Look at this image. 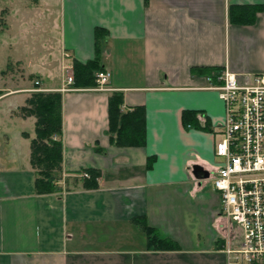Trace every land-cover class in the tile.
Returning <instances> with one entry per match:
<instances>
[{"label": "crops", "instance_id": "obj_1", "mask_svg": "<svg viewBox=\"0 0 264 264\" xmlns=\"http://www.w3.org/2000/svg\"><path fill=\"white\" fill-rule=\"evenodd\" d=\"M19 1L0 0V31L35 28L34 17L48 19L56 10L52 0ZM58 3L62 66L56 78L57 69L42 66L33 68V81L0 73V264H229L228 221L211 183L222 162L216 163V130L226 109L207 78L218 83L226 68L240 83L264 73V11L251 24L230 20L231 5L264 6V0ZM42 28L45 37L48 28ZM15 42L4 40L0 49L15 52L19 66ZM33 57L29 65H41ZM97 57L112 72L114 90L73 85L62 91L66 61ZM45 59L42 65L50 67V56ZM36 81L63 93V133L56 139L63 161L55 172L58 190L48 193L37 192L32 164L37 118L22 111L39 88ZM116 92L124 96L123 112L144 109V145L112 143L109 100ZM187 110L202 128L184 125ZM195 165L209 176L195 173ZM89 170L100 172L98 186L86 185ZM144 223L180 249L149 248Z\"/></svg>", "mask_w": 264, "mask_h": 264}, {"label": "built area", "instance_id": "obj_2", "mask_svg": "<svg viewBox=\"0 0 264 264\" xmlns=\"http://www.w3.org/2000/svg\"><path fill=\"white\" fill-rule=\"evenodd\" d=\"M65 69L62 91L75 90L73 64ZM111 77L110 70L98 71L95 89L114 90ZM207 79L208 88L218 91L226 109L221 128L216 130L220 137L216 156L222 162L213 176L214 186L221 192L222 214L228 221L224 251L229 264H264V73L240 83L237 74L226 68L217 76L218 83H211L212 76ZM36 85L41 82L36 81Z\"/></svg>", "mask_w": 264, "mask_h": 264}, {"label": "trees", "instance_id": "obj_3", "mask_svg": "<svg viewBox=\"0 0 264 264\" xmlns=\"http://www.w3.org/2000/svg\"><path fill=\"white\" fill-rule=\"evenodd\" d=\"M264 11L263 5H231L230 20L233 23L251 24L258 12ZM0 21V28L2 27ZM74 86L78 88H93L97 86L96 73L105 70L99 58L87 63L73 62ZM124 96L116 92L110 96V133L112 143L118 146H142L145 144V113L137 107L133 111L123 112ZM27 106L22 111L34 115L36 121V137L32 140V164L37 170L36 189L38 193H48L58 190L55 185V172L61 168L63 161V143L54 139L55 135L63 133V93L61 91L34 92L28 99ZM184 125L202 128L194 111H185ZM203 128H208L207 126ZM86 185L98 186L97 178L100 172L89 170ZM149 248L180 249L173 240L162 238L156 230L146 223Z\"/></svg>", "mask_w": 264, "mask_h": 264}, {"label": "rangeland", "instance_id": "obj_4", "mask_svg": "<svg viewBox=\"0 0 264 264\" xmlns=\"http://www.w3.org/2000/svg\"><path fill=\"white\" fill-rule=\"evenodd\" d=\"M19 2H21L20 4H29L31 5L33 2H31L30 0L25 1V0H20ZM42 3V0L39 1V4ZM52 3L55 5V11L52 13V17L48 18L50 21L49 23L47 22L48 19H42V18H38V17H34L35 20V28L32 25H18L16 27H14V29L11 31H7V30H1L0 31V45L2 43V41L7 40L9 44H14L15 40L16 42L19 44L20 47V59H22L23 62H21V64L19 66H16V62L13 61L15 59L16 53L13 52V54L11 55V52L9 53V50H3L0 49V73L2 72V70H9L10 74L7 75L8 78L10 79V75L11 74H18L19 78L22 76H26L28 79H30L31 81H33L34 78V74L32 73V70H34L33 68L37 69V67L42 66V67H48L52 69H57L55 71V76L54 78H56V76L58 75V71L61 70V58L59 57L62 48H61V42H60V18H59V3L57 4V0H52ZM37 5V4H36ZM16 20V19H15ZM31 22V19H29V23ZM47 23L49 24V26L46 28ZM42 26H45V29H47L45 37H44V33H42L41 30H43ZM28 29V31H27ZM36 29V30H34ZM39 29V31H37ZM30 32L31 33H26ZM22 35L24 36V39H22ZM45 38V41H42ZM49 38V39H47ZM22 40H24L22 42ZM26 40V41H25ZM15 42V43H16ZM30 46V50H32V52L34 53L32 56L34 60H39L41 63V65H32L30 66L29 63L31 62V55L28 54L26 55V51H27V46ZM1 48V46H0ZM29 50V49H28ZM9 53V54H8ZM7 54V55H6ZM11 55V56H9ZM47 55L50 56V67L49 66H43L42 63H44L46 61V57ZM5 56V57H4ZM5 59H2V58ZM134 60H136V54L134 57ZM70 62V61H69ZM135 69L137 71H139V63H137V61H135ZM68 61H66L65 65H68ZM70 65V64H69ZM36 66V67H35ZM139 66V67H138ZM3 68V69H2ZM66 71V69H65ZM13 72V73H12ZM74 73V72H73ZM30 74V75H29ZM29 75V76H28ZM30 76H33L32 78H30ZM6 77V76H5ZM135 77L136 74H135ZM52 79L53 81L55 79ZM11 81L9 80V83ZM139 84L140 81H135ZM97 87V86H96ZM111 87V86H110ZM95 88V87H94ZM37 89V88H36ZM40 89V88H38ZM34 90V92H45V91H39V90ZM48 92V91H47ZM51 92V91H49ZM220 139V138H219ZM220 161H222L221 157H216V163H220ZM211 183H213V179H211Z\"/></svg>", "mask_w": 264, "mask_h": 264}, {"label": "water", "instance_id": "obj_5", "mask_svg": "<svg viewBox=\"0 0 264 264\" xmlns=\"http://www.w3.org/2000/svg\"><path fill=\"white\" fill-rule=\"evenodd\" d=\"M195 173H199V175L201 176H209V172L208 171H204V168L199 166V165H195Z\"/></svg>", "mask_w": 264, "mask_h": 264}]
</instances>
